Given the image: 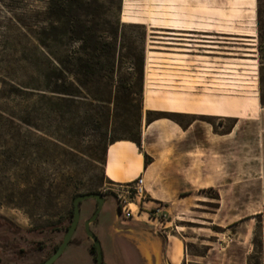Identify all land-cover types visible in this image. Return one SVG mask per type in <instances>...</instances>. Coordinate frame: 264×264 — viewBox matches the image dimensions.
Returning a JSON list of instances; mask_svg holds the SVG:
<instances>
[{
	"label": "rangeland",
	"instance_id": "obj_1",
	"mask_svg": "<svg viewBox=\"0 0 264 264\" xmlns=\"http://www.w3.org/2000/svg\"><path fill=\"white\" fill-rule=\"evenodd\" d=\"M189 1L188 7L198 5ZM206 1L209 25L187 30L208 31L203 36L209 39L193 37L189 43L167 46L158 44L168 41L156 38L168 37L155 34L159 31L147 24H130L126 16L121 22V0L120 24L145 32V108L174 112L154 113H161L159 121L178 133L174 163H184L187 174L201 180L204 188L201 194H180L173 202L152 205L150 210H161L157 218L146 215V199L132 200L134 220H125L113 195L119 184L106 181L104 166L97 162L102 159L99 146L112 136L102 125L107 108L30 94L26 88L34 85L37 64L33 4L0 0V264H42L49 259L69 228L73 199L85 194L104 196L89 227L100 244L103 264H145L128 237L137 227L161 238L164 254L171 238L180 242L182 264H264V67L257 52L258 0ZM259 1L264 15V0ZM160 2L132 0L128 10L142 17L160 14L165 12ZM216 4L224 8L218 15L212 10ZM36 7L42 11L44 5ZM154 27L166 30L162 33L180 30L172 20ZM135 33L122 32L129 38ZM95 209L94 201L80 205L77 229L54 264H94L84 224ZM163 232L166 236L159 234ZM161 263L157 257L156 264Z\"/></svg>",
	"mask_w": 264,
	"mask_h": 264
},
{
	"label": "trees",
	"instance_id": "obj_2",
	"mask_svg": "<svg viewBox=\"0 0 264 264\" xmlns=\"http://www.w3.org/2000/svg\"><path fill=\"white\" fill-rule=\"evenodd\" d=\"M98 1L31 0L37 64L34 85L26 89L33 97L41 96L45 101H91L106 107L102 125L112 136L102 141L99 146L102 159L97 161L104 166L110 144L129 141L139 147L145 32L136 25L120 24L121 0H104L101 4ZM38 4L44 5L42 11H38ZM260 8L258 0L257 52L260 67H264V15ZM126 30L137 33L129 38L122 34ZM220 30L232 33L230 27ZM160 114L147 112L146 123L161 120ZM149 161L144 156V163ZM89 254H95L93 245Z\"/></svg>",
	"mask_w": 264,
	"mask_h": 264
},
{
	"label": "crops",
	"instance_id": "obj_3",
	"mask_svg": "<svg viewBox=\"0 0 264 264\" xmlns=\"http://www.w3.org/2000/svg\"><path fill=\"white\" fill-rule=\"evenodd\" d=\"M204 0H196L195 7L187 6L188 0H162L159 3L161 5L160 10L165 12H157L154 15L145 17L139 16L132 9L128 10L132 0L126 2L122 0L121 10V22L122 16L128 18L130 24H146L155 34L166 35L168 38L157 40L168 41V43H162L158 45L177 46L175 43H189L188 39L193 37H199L200 39H209V37L203 36L208 31L203 30H187V26H203L209 25L208 12L210 8L208 3ZM217 1V0H215ZM191 2V0L189 1ZM178 3V4H176ZM224 8L216 7L212 8L213 12L220 14ZM129 11V12H128ZM126 12V13H124ZM179 26L180 30L177 32L162 33L157 27H154L158 22H170ZM223 25V24H222ZM217 23H212V29H216ZM215 34V30L213 31ZM221 34V33H220ZM216 35V34H215ZM201 43L208 44L209 42L202 41ZM186 48H190V45H180ZM209 49V47H204ZM147 112H164L167 114H174L170 109H158L155 106L145 108V102L143 101V113ZM171 112V113H169ZM178 133L171 129L166 123L162 121H155L151 124L142 123L140 128L139 147L129 141L116 142L110 144L106 149L105 162L103 167V176L106 181L114 184H130L135 181L136 178L142 177L145 189V199L147 202L143 203V209L150 210L152 205L156 203H169L176 200L180 194H184L187 197L203 192L202 181H196L195 176L187 174L185 171L184 163L179 165L174 163V150L178 151V147L175 146V141L178 140ZM187 155V154H183ZM144 156L150 159V163H144ZM141 214L138 217H142ZM134 220V219H133ZM163 229L160 227L158 231ZM129 230L128 237L132 239L130 243L137 249L139 245L146 246L145 254H142L137 250L139 257L145 264H156L157 257L162 259L165 264H182L183 261V247L180 242L167 237L168 248L165 250V254L162 248V241L159 237H154L139 230ZM165 235V232L159 233ZM166 236V235H165ZM175 242L180 244L177 245ZM163 263V264H164ZM162 264V263H161Z\"/></svg>",
	"mask_w": 264,
	"mask_h": 264
},
{
	"label": "water",
	"instance_id": "obj_4",
	"mask_svg": "<svg viewBox=\"0 0 264 264\" xmlns=\"http://www.w3.org/2000/svg\"><path fill=\"white\" fill-rule=\"evenodd\" d=\"M103 198L104 196L101 194H85V195H81L73 199L72 215H71V222H70L69 228L65 232V235L59 247L52 254V256L42 264H54L61 257L66 247L69 245L71 238L74 235L77 229V226L79 224L80 205L86 201H94L96 204V209L93 215L91 216V218L85 222L84 232H85L86 237L90 239L93 244V249L95 251V258L93 260L94 264H103L100 244L98 240L96 239V237L89 230L90 225L96 221L101 211V208L104 203Z\"/></svg>",
	"mask_w": 264,
	"mask_h": 264
},
{
	"label": "built area",
	"instance_id": "obj_5",
	"mask_svg": "<svg viewBox=\"0 0 264 264\" xmlns=\"http://www.w3.org/2000/svg\"><path fill=\"white\" fill-rule=\"evenodd\" d=\"M113 195L117 201V211H120L121 217L125 220L133 219V212L128 208L129 205H134L130 203V201L138 199H145V189L144 182L142 177H138L135 179L133 183L127 185H119L118 190L113 191ZM149 214L147 216L151 218H157L159 214H161V210L158 208L152 209L148 211ZM136 215H139V210Z\"/></svg>",
	"mask_w": 264,
	"mask_h": 264
},
{
	"label": "bare ground",
	"instance_id": "obj_6",
	"mask_svg": "<svg viewBox=\"0 0 264 264\" xmlns=\"http://www.w3.org/2000/svg\"><path fill=\"white\" fill-rule=\"evenodd\" d=\"M130 206H132V205H129L128 208H129ZM129 209H130V208H129ZM138 249L140 250V252H141L142 254H145V249H146V246H145V245L141 244V245L138 247Z\"/></svg>",
	"mask_w": 264,
	"mask_h": 264
}]
</instances>
